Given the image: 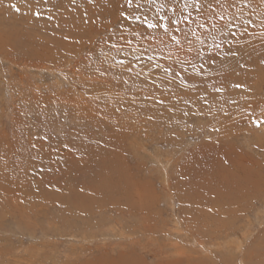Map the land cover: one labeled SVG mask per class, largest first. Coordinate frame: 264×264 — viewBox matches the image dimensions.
<instances>
[{
	"label": "rangeland",
	"instance_id": "1",
	"mask_svg": "<svg viewBox=\"0 0 264 264\" xmlns=\"http://www.w3.org/2000/svg\"><path fill=\"white\" fill-rule=\"evenodd\" d=\"M121 2L0 0V264H264L260 9L241 18L256 22L247 34L214 33L221 50L211 37L194 44L200 57L183 41L145 40L162 29L143 16L117 24ZM207 94L221 99L218 119L216 107L200 113ZM225 144L244 154L255 195L198 209L216 194L183 200V181L194 157L220 160Z\"/></svg>",
	"mask_w": 264,
	"mask_h": 264
},
{
	"label": "snow or ice",
	"instance_id": "2",
	"mask_svg": "<svg viewBox=\"0 0 264 264\" xmlns=\"http://www.w3.org/2000/svg\"><path fill=\"white\" fill-rule=\"evenodd\" d=\"M39 3L40 0H37ZM49 0H43L44 4H47ZM90 3L95 4L96 0H89ZM76 0H69V7L75 6ZM134 5V6H133ZM17 12L20 8L16 5H12ZM103 7H108L103 5ZM155 8L158 18L154 20L148 19V12ZM259 8V26L264 28V0H122L118 5L116 11L118 12L117 24H123L131 17L135 20H140L141 16L144 17V22L147 24V29L161 30L160 36L155 37L152 35L145 36L144 39L151 41L153 39H159L160 43H164L165 46L168 43H172L177 48H182L183 44L188 45L187 50L189 52L195 51L197 56L202 57L204 53L199 48H193V45H200L203 47L208 37H211L215 49L221 50V44L216 43L218 33L225 36H236L233 32L234 27H241L243 31L241 34H247L249 31L248 25L255 24L250 18L241 20L244 17L245 12H255ZM165 9H169L172 15H159ZM231 10V11H230ZM140 13V15H137ZM34 16L40 18L43 13L35 11ZM51 19V17H49ZM239 22V23H238ZM183 25V27H181ZM194 25V27H193ZM197 29L201 31H197ZM180 33V36L174 33ZM264 35V33H262ZM167 37L168 40H165ZM231 44V41H228ZM119 52L121 49L116 45H113ZM147 51V49H145ZM217 54H220L219 52ZM225 56L236 58L240 55L239 51L234 48H229L227 52L223 53ZM138 59V57H136ZM148 60H152V56H148ZM184 62L182 61L181 64ZM150 69L160 68L158 64L147 65ZM195 70V65H192ZM128 71H131L129 68ZM171 67L163 68V73L168 74L172 72ZM236 88H242L243 85L237 83L234 85ZM220 90V89H217ZM262 121H256V125L259 126ZM35 147V145H31ZM30 159H36L35 156Z\"/></svg>",
	"mask_w": 264,
	"mask_h": 264
},
{
	"label": "bare ground",
	"instance_id": "3",
	"mask_svg": "<svg viewBox=\"0 0 264 264\" xmlns=\"http://www.w3.org/2000/svg\"><path fill=\"white\" fill-rule=\"evenodd\" d=\"M206 96H207V98L208 97L211 98L213 95L212 96H209V94H207ZM204 98L207 101V102H205V105L206 106H204L201 109L199 108L200 109V113H207L210 110L214 111L217 108V110L214 111L215 112V116L214 117L216 119H218V117L220 116L219 109L221 110V107H220L221 106V104H220L221 103V99L219 100V98H218V100H217V98H213V99H215L214 100V103H213L212 102L213 100L210 101L209 98L208 99L206 97H204ZM219 101H220V103H219ZM223 106H225V105H223ZM212 111H210V112L211 113H214ZM217 121H218V125L217 124L216 125L219 126L221 130H224V126L221 124V122L219 120H217ZM255 123L253 125H255ZM235 127H237V126H235ZM228 131H230V130H228ZM221 132H223V131H221ZM218 136H219L218 132L217 133L214 132V134H212L211 137H214V139L218 143L219 142V140H217ZM211 140H213V138ZM210 144H211V142H210ZM231 144L232 143H230V145ZM228 147H229V145L226 146V144H225V147H223V148L219 146L220 149L218 148V152L220 150L222 152V155H221L222 158L220 160H219V158L217 159V158H214L213 157L214 156V153H210L209 156L206 158V160L204 162L201 161V160L198 161L197 160V157H194V163H192L191 166L189 167V169H191V171H192L191 172V175H192L191 176V179H189L190 181L184 179L183 186L181 185L182 186L181 190L183 189V191H182V193L179 192L181 194L179 196L183 200L192 202V200H196V198L202 196V195H200L202 193L203 194L207 193L208 195H210L211 193H215L216 194V200L215 201L212 198H208L206 200V202H201L200 205H202V206H199L198 209L205 210L206 207L210 204V202L212 204H214L216 207L225 208V206H228V208L230 209V208H233V207H231V205H233V204H235L234 205V208H235V206H236L237 203H238V205L240 203H244L246 205L248 203V201H250L252 199V197H254L256 191H255L254 187H251L249 185L251 181H254V176H252L246 170L247 167H245L243 165H241V166L239 165V163H240L239 162L240 161L239 159H240V157L244 156V154L242 152H240V151L239 152L236 151V149H233V152L232 151L229 152ZM215 149L217 150V148H215ZM195 162L199 163V165L204 164V166H206V167L208 166L206 169L204 168L205 169L204 170L205 172L198 171L197 168H196L197 165H195L196 164ZM225 163H226V165H225ZM211 169H213V170H211ZM113 171H114V169H113ZM186 171H188V168H187ZM217 172H219L220 174H218ZM221 172H222V177H220L221 176ZM203 173H204V175H203ZM209 173H210V175H209ZM114 175L115 174H112V176H114ZM182 176H183V173H182ZM109 178H110V176H109ZM111 189H112V187H111ZM125 189H127V188H125ZM222 189L224 190V193H225V196L226 197L224 199H222V200H219V197H217L218 196L217 194H219L218 191H220ZM123 191H124V187L113 186V190H111L110 192H123ZM212 204H210V206H213ZM241 205H243V204H241ZM189 209L192 210V207H190ZM193 211H195V210H192L191 212L189 211V213H190L189 216L195 215L196 218H197L198 216L196 214H194ZM195 213H198V212H195Z\"/></svg>",
	"mask_w": 264,
	"mask_h": 264
}]
</instances>
